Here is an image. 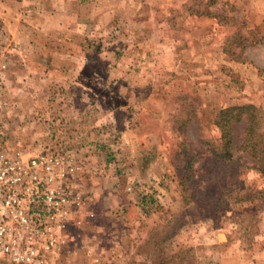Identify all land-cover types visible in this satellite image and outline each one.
<instances>
[{
  "label": "rangeland",
  "instance_id": "rangeland-1",
  "mask_svg": "<svg viewBox=\"0 0 264 264\" xmlns=\"http://www.w3.org/2000/svg\"><path fill=\"white\" fill-rule=\"evenodd\" d=\"M261 37L264 0L0 1V146L28 158L68 153L82 167L71 187L88 203L54 264L264 255L262 198L213 221L185 205L179 186L187 156L196 167L205 158L218 110L253 104L264 113V43L250 46ZM244 129L233 127L240 172L252 166L240 150ZM233 175L226 182L255 180ZM127 195L144 205L123 248L109 232L122 227L116 209ZM214 231L227 243L210 244Z\"/></svg>",
  "mask_w": 264,
  "mask_h": 264
},
{
  "label": "built area",
  "instance_id": "built-area-1",
  "mask_svg": "<svg viewBox=\"0 0 264 264\" xmlns=\"http://www.w3.org/2000/svg\"><path fill=\"white\" fill-rule=\"evenodd\" d=\"M81 170L68 153L28 158L0 146V257L11 264L55 263L68 227L73 219L77 227L88 203L71 187Z\"/></svg>",
  "mask_w": 264,
  "mask_h": 264
},
{
  "label": "trees",
  "instance_id": "trees-1",
  "mask_svg": "<svg viewBox=\"0 0 264 264\" xmlns=\"http://www.w3.org/2000/svg\"><path fill=\"white\" fill-rule=\"evenodd\" d=\"M264 43V37L251 43L253 46ZM245 123L240 150L246 153L252 161L251 167H243L240 172L233 162V127ZM213 139L205 140V158L200 160L196 167L193 160L187 156L181 167L179 186L185 194V205L195 204L204 216L215 220L217 214L226 213L231 205H243L253 202L257 198L264 200V113L253 104L224 107L218 110L212 123ZM230 172V173H229ZM254 175V182L243 186V180L232 179L229 175ZM239 179V178H238ZM195 181L202 184L201 189H191ZM224 181V185H221ZM258 183L257 186L253 184ZM214 187L221 192L220 196L227 195V199L218 200L211 194ZM256 191H251L255 190ZM207 198H211L210 200ZM232 203V204H231Z\"/></svg>",
  "mask_w": 264,
  "mask_h": 264
},
{
  "label": "crops",
  "instance_id": "crops-1",
  "mask_svg": "<svg viewBox=\"0 0 264 264\" xmlns=\"http://www.w3.org/2000/svg\"><path fill=\"white\" fill-rule=\"evenodd\" d=\"M36 2H37V0H36ZM87 160H86V162H87ZM150 180H153V178H150ZM113 192L115 193V190H113ZM115 195L118 196L119 194L117 193ZM126 197L127 198L124 200L118 199L120 205L117 204V206H119V207L116 209V214H117V216H119L118 218L122 219V223H123L122 227L118 228V229H116V228L112 229L109 232L112 235H117L116 238L119 239V243L122 244V246L124 245L123 248H125V246L127 245L126 243L130 240V238L133 236V234H135V232L139 230L138 222L136 224V219L131 218L132 213H133V215L140 216L139 212H140L141 208L139 206L143 207V205H144V204L139 203L138 200L135 201L133 199L132 195H127ZM115 201L116 200H114V202ZM107 202L108 201L105 200L103 202V205L101 206V208H105L106 207L105 205ZM89 210H91L93 212V207H90ZM105 215H108L107 212L105 213ZM141 219H143V218L140 217V220ZM97 226L99 227L100 225L97 224ZM90 228H92V226ZM93 230H95V229L93 228ZM227 241H228L227 235H225L223 232L214 231V235L210 241V244L222 245V244H226ZM199 242H200L199 244H201V241H199ZM195 244H197V243H195ZM241 258L242 257L240 255H234L233 256L230 253H228V254L222 255L220 257L219 261H221L222 264H224V263H226V264H264V255H262V254L257 256L256 259H253L249 262H245L244 260H241Z\"/></svg>",
  "mask_w": 264,
  "mask_h": 264
}]
</instances>
